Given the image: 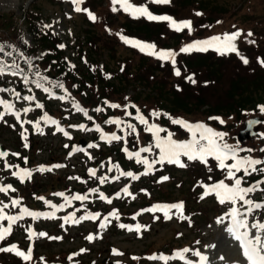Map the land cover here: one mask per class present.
Instances as JSON below:
<instances>
[{
  "label": "snow or ice",
  "instance_id": "6c2138e0",
  "mask_svg": "<svg viewBox=\"0 0 264 264\" xmlns=\"http://www.w3.org/2000/svg\"><path fill=\"white\" fill-rule=\"evenodd\" d=\"M71 2L75 5L76 12H87L88 16L92 20H96V16L87 8H82L81 5L84 4L85 0H71ZM113 7L112 11L116 12L118 9L115 7L116 4H120L123 11L128 12L134 18L144 17L150 21L157 22H167L168 26L175 30L176 32H182L187 30L189 34L194 31L193 23L191 20H181L178 21L169 15H155L153 14L146 5L134 6L133 3H130L129 0H111ZM151 3L156 4H169L171 0H151ZM196 15H202V13L197 12ZM45 27H51L50 25H45ZM245 35L242 30L237 29L232 33H224L222 35L212 36L207 39L195 40L191 43H188L184 47H182L179 52L176 51H157L156 46L151 43H144L138 40H131L127 37L121 36V39L124 40L125 43L131 44L134 47L139 48L141 52H146V54L150 56H156L157 58L170 61L173 66L177 64L176 57L180 53H191L192 51L206 52L209 50H214L220 55H226L229 53H235L240 55L239 49L237 47L236 41ZM253 34L248 32L246 34L247 37H251ZM249 43H255V41H248ZM26 43V42H25ZM12 49V52H19V55L22 59L25 60V63L28 65V69L31 72V78L28 73L25 72L24 68H21L20 65L16 62V60H12L11 63L4 62L0 59V77L11 75L13 77H20L25 86L28 84H34L37 89H43L45 93L52 94L50 92L49 87H45L46 83H51L49 78L41 73V71L33 65L30 58L26 57L23 52H20L14 45H9ZM63 47V45H60ZM0 54H5L11 56V52L5 53V46L0 44ZM242 62L244 64H248L249 61L246 57L241 56ZM261 66H264V60L258 61ZM73 67H75L73 65ZM33 69H35L33 71ZM175 75L180 76L181 71L178 67L175 68ZM187 80L192 82L193 84L196 81L192 76H187ZM52 87L57 89H64L66 95H70L65 86L61 82L52 83ZM29 92L32 91L31 88L28 89ZM0 92H11L17 101L23 100L32 102L36 100L34 95H21L20 91H17L15 88L8 89L4 87H0ZM59 99H65V96L58 97ZM108 107L117 109L121 108V105L116 103H109L105 101ZM35 107L37 109H42L44 107L43 104L36 102ZM74 107L79 112H83V114L88 118V120H92V116L88 115V112L81 108L80 105L74 104ZM127 107L125 106L124 114L128 117H132L139 124L144 126V131L150 133L154 137V145H150L147 147H141L139 150L132 152L129 151L127 147L122 148L127 155V158L132 160L134 159L137 164H142L145 166V171L139 175L134 174L132 171H123L120 168L118 163H113L110 168H108L109 172H112L115 169L119 175L111 177V180H119L121 176L130 177L132 180H138L140 175H148L155 169V165L160 164H174L179 167H186V163L181 159L182 157H186L187 161L200 162L205 166H208L210 160H214L216 162V167L224 173V179L216 181L212 184H202L201 186L204 188V192L201 195V199L205 198L208 195H215L218 202L221 205H230L228 211L223 215L217 218L218 224H223L225 219H227L228 223L226 225V231L231 234L233 239L239 242V246L242 250V255L247 261V264H264V222L259 219H253L252 222H249V217H252L253 214L257 211L264 210V199L257 201L251 198L252 194L256 192L264 193V157H254L252 155H241V153H251L254 151L253 149L244 148L241 146V142L237 140L234 144L229 143L226 137L229 136L228 133L218 131L205 125L204 123H189L182 119H171V122L176 125L182 126L188 132L191 133L192 138L189 141H178L173 139V133L168 132L165 128L161 127L156 123H150L149 119L140 111L139 108H136L135 105H131L130 107L135 108V116H133L132 112L127 111ZM0 108L3 110L0 111V120H3L5 115H13L16 121L20 124L21 136L23 139L27 140V128L24 127L26 124H31L37 131L43 134V130L40 128V123L43 121L45 124L55 125L57 131L62 132L66 137L71 139L69 132L65 131L64 128L59 126V122L56 119L51 118L47 112L44 113L38 120H22L21 114L27 115L33 109L31 107H24L23 109H17L16 105L10 100L0 98ZM96 112H103L104 109L101 107H97L95 109ZM260 114L264 115V105L259 106ZM161 113L157 111H152L151 116L159 117ZM210 119L218 120L221 124L225 122L219 117H212ZM106 124L115 125L117 128L124 133V135H117L116 132L105 133L99 124L95 125V131L100 133L99 139L101 141H106L109 144L112 142H120L123 141L124 144L128 143V136H135L137 142H139V132L137 131L136 125L133 123L126 122L118 117L109 118L105 121ZM247 130H251L254 126L259 124H264V121L259 119H249L246 121ZM15 127V125H13ZM70 127H79L80 129H86V125L80 124L70 125ZM88 131H92L93 129H87ZM161 133H166V135L161 136ZM253 135H257L260 138H264V133H253ZM153 146L156 149H159L158 156L149 160L147 157H142L141 153H150L152 152ZM27 147V144H25ZM68 147V145H65ZM98 147L95 143H90L88 148H96ZM74 152H83L82 148H74ZM261 152H264V148L260 149ZM73 153L70 152L69 156ZM9 155L7 150H0V159L5 158ZM11 155L19 157V153H11ZM85 155L88 153L85 152ZM89 159H93L90 155H88ZM24 163H28L27 157H24ZM111 163V161H110ZM62 164H55L50 167L40 166L36 169H28L21 168L19 165H15L14 167L17 169L12 172V176L16 177L21 183L25 182L26 179H31L33 172L38 171L41 173L51 172L54 168L64 167ZM5 168H12L13 165L8 164L5 161ZM103 167V165H101ZM209 172L212 171L211 167L208 168ZM88 173L91 177L95 178L99 181L101 185H103L110 178L107 175L97 176L96 169H89ZM242 173V175H240ZM260 176V179L253 181L252 183H248L247 177H251L253 175ZM70 179L79 180V177H70ZM169 177L163 176L161 177V182L167 181ZM211 180V177H209ZM226 181H231V183H227ZM247 185V186H245ZM9 191L16 192L17 190L11 185H3L0 184V193L7 194ZM123 193L129 196H132L133 199L136 197L129 191V187L125 186L122 189ZM146 191V190H141ZM91 193H99V199L101 201H106L108 204L112 203V199L108 198L103 192L99 191V189L93 188L90 189ZM56 196L63 197L65 200V204H61L59 206L52 205L50 201H46L50 207L59 211L63 209L66 205L71 206L72 201H86L88 200L87 195H74V196H66L65 193L59 192L54 193ZM116 198L120 197V193L117 192ZM37 199L44 200L43 197H37ZM21 204V199L13 198L11 199V206L16 207ZM9 204L0 201V222L7 221V226H4L3 223H0V242L6 240V238L11 235L13 231V225H15L18 221L24 219L25 216L31 217L33 220H37L41 217L46 219L55 218V211L51 213L44 212H35L29 210L27 207H23L20 209V213L18 215H8L5 213L4 209H7ZM172 210H176L173 212ZM81 211V209H76V211L69 213L67 216L62 217L64 223H80L84 220H100L98 227L100 229H105L111 223L109 217L114 218L115 220L120 219V214L117 210H112L107 215H104L101 219V213L96 212H86L84 215H81L79 218H76V212ZM148 211H162L163 217L165 219H171L173 215L179 218H186L183 216V202L172 203V204H156L151 206L148 209H142L141 212ZM140 213H137L139 215ZM159 216H154V219H159ZM135 219V216H133ZM121 229H127L129 231H137L139 232L145 226L136 224L135 228L131 225H125L120 223L118 225ZM253 230H255L253 234ZM28 233L29 240H32L34 237H47V233L44 232H35L30 227L26 229ZM49 239H59L58 237H48ZM89 241L94 239L92 234L86 237ZM199 243V241H197ZM213 248L215 245L212 246ZM0 251H13L17 256L22 257L24 261H31L33 259V249L30 246L27 251H23L19 249V246L16 244H12L8 247L0 248ZM85 251L84 249L81 252ZM194 257H198L199 261H194L186 258V254L190 253ZM114 255H124L122 252L117 250H113ZM75 255V254H73ZM73 257L69 256L68 259L71 260ZM43 259V258H41ZM132 259H139L138 257H133ZM150 260H161L164 264H168V261L180 259L184 262V264H209V258L202 254L199 250H192L190 248H184L182 250L175 251L172 255H153L148 257ZM223 259V257H220ZM119 264V262H117Z\"/></svg>",
  "mask_w": 264,
  "mask_h": 264
},
{
  "label": "trees",
  "instance_id": "16d2710c",
  "mask_svg": "<svg viewBox=\"0 0 264 264\" xmlns=\"http://www.w3.org/2000/svg\"><path fill=\"white\" fill-rule=\"evenodd\" d=\"M207 4L208 2H205V5ZM33 8L23 11V15L16 18L14 14L0 13V40H6L17 46L20 43L17 36L19 25L23 21L26 22L37 46L46 48L42 61L35 62V66L50 81L63 79L65 89L70 93V96L88 109L93 106L103 108V112L94 114V121H101L108 115L121 118L123 108L128 106L129 103L141 108L144 114H146L144 107L159 103V106L162 105L170 110L173 117L183 115L191 119H202L212 111H220L226 114H231L234 111L237 116H240V109L250 110L255 107L256 102L264 101V72L262 70L258 71L256 68L258 56L256 52L264 44V37H260V32H255V43L241 42L240 50L247 56L248 64H244L241 57L235 53H230L227 57L222 58L224 61L218 59L211 61L214 59L212 54H205L189 61L188 64L192 67L201 68L208 80H215L210 94L203 92L194 95L190 92V87H187L183 82V77L186 74L184 72L176 77L179 85L184 89L179 92L176 90L167 92V95H164L163 90L175 89L176 85H168V82L165 81V72L156 75L153 70L161 64L149 61L145 57L139 56L128 60L119 56L117 51L113 50L109 57L114 61L116 68L109 69L104 66L109 71L112 70L114 78L109 80L111 78L99 75L96 66H98L99 60H103L99 56L103 44L98 43L95 37L90 34L85 36L83 44L77 41L74 45L79 57L74 64L75 67H73L65 54V49L60 47V40L49 30L41 31L40 24L37 21L35 22L38 14L35 7ZM144 27L147 28L148 25H144ZM36 48H30L28 51L33 54ZM219 66L221 67L219 68ZM158 68L165 70L161 67ZM74 83L79 86L77 90L72 87ZM138 86H143L146 90L137 91ZM130 88L135 91L127 96V91ZM224 98L226 101H223ZM105 101L119 104L121 108H110L105 104ZM203 105H208V109L205 111L200 110ZM131 112L134 111L131 110ZM163 119H165V116H163ZM158 125L173 133L176 137L182 138L184 136V132L179 128V125L173 124L169 120L167 122L161 121V124ZM110 127L114 128V125H110ZM151 138L152 135L146 133L142 140L150 141ZM127 140V145L135 146L138 144L130 137ZM155 151L158 152L157 149ZM112 152L117 153L121 164L124 165L126 160H122L118 148ZM108 153H111V151L101 155ZM185 163L187 166L181 168L167 163L164 165L158 164L154 174L145 183L147 186L145 190H148L149 194L156 189L159 191L161 189V177L167 176L171 185L168 186L167 192H170V197H181L185 213L199 212L202 216L201 220L206 219L208 214L207 209L204 208L206 199H201L200 185L205 181L209 167L212 169L210 175L218 173V170L215 169L212 160L209 161L208 166L193 161H186ZM86 176H88L87 173ZM150 197L151 195H147L145 203L151 201L149 200ZM166 198H169V196H166ZM36 258H38V255L33 254L32 260Z\"/></svg>",
  "mask_w": 264,
  "mask_h": 264
},
{
  "label": "rangeland",
  "instance_id": "374dc122",
  "mask_svg": "<svg viewBox=\"0 0 264 264\" xmlns=\"http://www.w3.org/2000/svg\"><path fill=\"white\" fill-rule=\"evenodd\" d=\"M30 1H36V0H0V11H13L15 13H19L20 10L23 9V7L28 6ZM38 4L42 7V16L48 19V21L52 24L54 31L64 40L71 39V37L68 35V29L70 27L74 28L75 32L80 35V38H82L85 35V32L82 29L87 28L88 26L82 22L83 16H76L74 19L69 18V15L71 11L66 8V6H59L55 4L53 1L50 0H37ZM211 2H214L216 6L219 5H231V7H238V15H241L238 20H242L244 24L249 23V21L245 20V13L243 11H249L251 12L253 10V6L255 7L256 13H259L260 15H264V0H210ZM57 5V6H56ZM61 7V9H59ZM218 7H211L209 6V10H214ZM57 11V13H54ZM21 34L23 37V41L27 45L32 44V37L31 34L28 32L25 26L22 27ZM72 41V39H71ZM102 47L100 48V55L103 58V62L107 64L109 68H116L114 61L111 57H109L110 53L113 50L117 51V54L121 57H129L132 58H138L134 53L131 51L125 49L123 46L119 45L118 43L112 44H106L102 43ZM129 46H132L131 44ZM137 48V47H136ZM139 49V48H138ZM11 50L5 46V53H9ZM8 56V55H7ZM10 58V57H9ZM0 59H2L4 62L11 63V61H8L5 59V54H0ZM25 63V60H23ZM26 64V63H25ZM24 67V65L22 64ZM20 65V67L22 68ZM26 67L28 70V65L26 64ZM26 72V71H25ZM153 72L158 75V71L153 70ZM27 73V72H26ZM12 81L14 77L10 78ZM212 88V87H211ZM211 88L206 90V93H211ZM168 90H164V95H167L166 93ZM41 96V95H40ZM58 105V104H57ZM43 116V114L41 115ZM40 116V117H41ZM24 120H33L32 116H28L27 118H24ZM12 121L9 117H4L3 120H0V137L1 142L4 146H6L10 151H13L16 153V132H22L23 129L21 127H13V124H11ZM66 125L69 124V120H64ZM6 125V126H5ZM10 125V126H7ZM44 122L40 125V128L43 130V134H41L39 131H37L31 124L24 125L25 128H27V133L32 132L31 137L32 140L27 143L28 146H30V159L31 164L27 166L26 168L32 169L36 166H46L48 163L53 162L57 163L58 161H68V167L65 168V170H62L60 168L57 172V174L61 175V179H59L60 184L62 186L66 185H73V180H70V177L65 178V174H77V171H79L80 167L83 165L82 160L73 157V158H67V154H64L63 146L65 145V140L60 138V136L57 133H52V130L49 128V126H46ZM48 127V128H47ZM14 129V130H13ZM240 129V127L236 128L235 131L237 132ZM258 133H264L260 131V127L257 129ZM71 134L74 132L69 131ZM26 133V134H27ZM258 141V142H264V138H260L259 136L255 135L253 138L250 139V141ZM51 158L53 159L51 161ZM57 160V161H56ZM103 165V162L99 164V167ZM98 168V167H97ZM96 168V169H97ZM10 170V168H8ZM16 171L12 170L9 173ZM6 172L4 174L0 175V180L2 181V184L7 185L11 184V182L6 181L7 175L9 173ZM13 177V176H12ZM65 179H64V178ZM11 181V180H10ZM41 184H43L41 186ZM12 185V184H11ZM37 185L39 188H37L38 191H44V195L47 194V199L50 200H57V197L50 193L51 190L62 187L57 184V179L50 177V175H44V177L40 178L37 181ZM13 186V185H12ZM8 193H14L9 191ZM7 193V194H8ZM69 194H71V190H69ZM88 196V195H87ZM0 201H3L4 203L9 204V207L7 209H4L5 213L11 214L10 210L14 209V211L19 210V206L23 205L24 203L21 202L20 205L16 207L11 206V200L9 199V196H6L5 193H0ZM43 204L42 201L39 202V207H41ZM31 206V204H30ZM101 208L103 207L100 205ZM13 211V212H14ZM85 222V221H83ZM34 227L38 225V222H34ZM54 224L52 223H46L43 225L48 230L52 232L58 233V237H61L62 240H60L58 243L54 242L53 240L51 242H47L43 237H38L36 241L34 242L33 246L36 248L38 252H42L47 255L48 258H56L55 255L59 254L60 259H62L67 251L70 249H75L77 247H81L84 249L85 253L81 255V259H79V255L81 252H78L76 256L79 259V264H108L106 261H109V264H127L128 257L126 254L124 255H114L112 250L109 248L110 244H115L124 250H126L129 253H143V251H149L157 249L158 247H163L166 242L170 241L175 245H181L183 243H188L191 241L194 237L200 236L202 243L198 246L199 249L205 253V255L209 258V264H245L244 261L240 258L238 251L232 242L230 236L228 235L226 231V227L224 224H218L217 218L211 223V224H205L200 229H186V228H180L176 221L174 219H166L163 223H159V225H155L153 227V230L149 232L147 236L142 237L141 239L137 240L135 239V234L130 233H121V232H114V230L110 227L111 224L107 226L105 229H95L91 225V223H78L76 225H72L74 227H71L70 230L67 232L64 228L60 230H55L54 228H50ZM31 229L32 227L29 226ZM180 230V235L178 237L175 236L173 238V234H175V230ZM255 230H253L254 234ZM92 234L94 236V239L92 241H89L86 239L88 235ZM23 234L18 233L17 238L21 239ZM21 236V237H20ZM215 245L213 248L212 246ZM24 247V246H23ZM165 250V249H164ZM12 252V251H11ZM10 253V252H9ZM220 257H223V259H220ZM68 259V257H67ZM14 258L11 257V255L6 254L3 256H0V264H13ZM15 264V263H14ZM73 264V263H72ZM78 264V263H75ZM140 264H164L163 261L155 262V263H148L146 261L140 263ZM170 264V263H168ZM173 264H180V263H173Z\"/></svg>",
  "mask_w": 264,
  "mask_h": 264
}]
</instances>
